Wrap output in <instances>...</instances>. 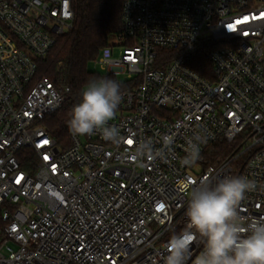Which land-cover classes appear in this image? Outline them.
I'll return each mask as SVG.
<instances>
[{"label": "built area", "instance_id": "obj_1", "mask_svg": "<svg viewBox=\"0 0 264 264\" xmlns=\"http://www.w3.org/2000/svg\"><path fill=\"white\" fill-rule=\"evenodd\" d=\"M74 20L73 0H0V264H164L182 181L254 180L238 211L264 219V0H126L123 37L96 60L130 85L109 122L123 139L72 135L64 150L44 122L71 90L37 72ZM204 43L211 79L189 66ZM146 141L159 155L135 159ZM214 144L237 147L210 163Z\"/></svg>", "mask_w": 264, "mask_h": 264}, {"label": "clouds", "instance_id": "obj_2", "mask_svg": "<svg viewBox=\"0 0 264 264\" xmlns=\"http://www.w3.org/2000/svg\"><path fill=\"white\" fill-rule=\"evenodd\" d=\"M102 63L109 61L105 59ZM121 99V86L114 79L89 81L81 90L80 101L71 109L70 133L91 136L98 132L105 141L118 145L123 138L119 129L109 122L115 119ZM203 142L204 138L199 135L188 140L184 165L196 163ZM132 155L140 160L159 153H153L150 142L146 141L139 144ZM179 187L188 195L184 212L186 224L182 231L169 236L164 264H188L190 260L192 264H264V219L247 220L238 211L246 193L256 190L254 180L225 176L215 183L182 181ZM194 243L202 248L193 260Z\"/></svg>", "mask_w": 264, "mask_h": 264}, {"label": "trees", "instance_id": "obj_3", "mask_svg": "<svg viewBox=\"0 0 264 264\" xmlns=\"http://www.w3.org/2000/svg\"><path fill=\"white\" fill-rule=\"evenodd\" d=\"M126 0H73L75 20L71 31L58 39L56 46L45 60L38 63L37 79L48 78L58 87H68L71 95L64 106L48 117L44 124L59 146L66 150L71 147L72 134L68 128L71 109L80 101L82 88L91 80L111 78L121 86V92L129 89V83L107 75L100 77L90 66L101 52L113 47L112 38L118 41L123 37V13ZM129 44V43H128ZM208 44L204 43L193 55L189 66L212 78L211 64L207 58ZM168 59L175 54L163 51ZM235 145L214 144L206 157L210 163L227 158L236 150Z\"/></svg>", "mask_w": 264, "mask_h": 264}, {"label": "rangeland", "instance_id": "obj_4", "mask_svg": "<svg viewBox=\"0 0 264 264\" xmlns=\"http://www.w3.org/2000/svg\"><path fill=\"white\" fill-rule=\"evenodd\" d=\"M117 43H118V40L115 39V38H112V44H117ZM120 52H121V49L117 48V50L115 51L114 58H116V59L119 58L120 57ZM90 68L95 74H97L100 77L107 76V72L105 70H103L101 68V66L99 64H97L96 62L92 63ZM120 80L125 81V78H121Z\"/></svg>", "mask_w": 264, "mask_h": 264}, {"label": "snow or ice", "instance_id": "obj_5", "mask_svg": "<svg viewBox=\"0 0 264 264\" xmlns=\"http://www.w3.org/2000/svg\"><path fill=\"white\" fill-rule=\"evenodd\" d=\"M128 143H129V144H131V143H132V141H131V140H129V141H128ZM162 209H163V205H160V206H159V208H158V210H162Z\"/></svg>", "mask_w": 264, "mask_h": 264}]
</instances>
